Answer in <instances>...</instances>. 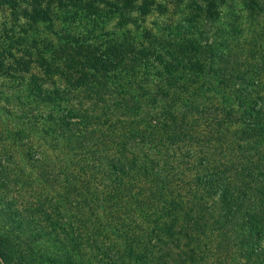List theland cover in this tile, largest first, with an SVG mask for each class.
I'll return each instance as SVG.
<instances>
[{"label":"trees","instance_id":"trees-1","mask_svg":"<svg viewBox=\"0 0 264 264\" xmlns=\"http://www.w3.org/2000/svg\"><path fill=\"white\" fill-rule=\"evenodd\" d=\"M0 11V264H264V0Z\"/></svg>","mask_w":264,"mask_h":264},{"label":"rangeland","instance_id":"rangeland-1","mask_svg":"<svg viewBox=\"0 0 264 264\" xmlns=\"http://www.w3.org/2000/svg\"><path fill=\"white\" fill-rule=\"evenodd\" d=\"M226 12H232V3H231L230 6H228L227 10H225V14H226ZM226 15H225V18H224L222 24H227V23L230 22L228 18H231V17H229V15H227V16ZM10 18H11V16L9 15L8 12L7 13H3V11H0V33H3L5 29L8 30V29H11L12 28V23L9 21ZM160 19H161V21H164L165 20V18H163V17L162 18L160 17ZM5 22L8 23L7 26L5 25ZM5 27H7V28H5ZM3 28H5V29H3ZM18 30H19V28L18 27H15V30H13V31H14V33L18 34L19 33ZM40 35H41V32H40ZM2 131H4V128H3V125L0 123V132H2ZM1 147H7V149H8L10 147V144L9 143H4V144L2 143L0 145V149H1ZM0 153H1V150H0ZM11 153L12 152L10 150V154ZM21 155H22V152L21 151L18 154L15 155L16 158L13 161H15L16 167L19 164H20L19 166H22L23 165V164L20 163L21 162ZM19 176L21 177V174ZM22 181H27L28 182V178H27V175L26 174L24 175V180H22ZM19 188L22 189V190H24V191H22V195H21V193H19L21 191ZM27 191H28L27 185L26 184H21V183L16 184L14 186V188L12 187V191H11L12 192L11 197H15L14 199H16L17 202H18V205L17 206L19 207V209L23 213H24V211L26 213V208L24 206V203H25V200H27V193H26ZM27 214L28 213H26V215Z\"/></svg>","mask_w":264,"mask_h":264}]
</instances>
